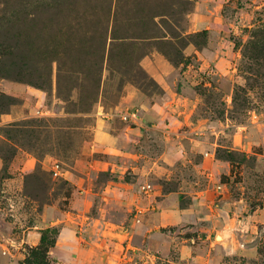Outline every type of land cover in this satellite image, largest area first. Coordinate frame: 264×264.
<instances>
[{
  "label": "rangeland",
  "instance_id": "rangeland-1",
  "mask_svg": "<svg viewBox=\"0 0 264 264\" xmlns=\"http://www.w3.org/2000/svg\"><path fill=\"white\" fill-rule=\"evenodd\" d=\"M40 237L48 264H264V0H0V264Z\"/></svg>",
  "mask_w": 264,
  "mask_h": 264
},
{
  "label": "crops",
  "instance_id": "crops-1",
  "mask_svg": "<svg viewBox=\"0 0 264 264\" xmlns=\"http://www.w3.org/2000/svg\"><path fill=\"white\" fill-rule=\"evenodd\" d=\"M111 142H112V139H109L106 141V143H109V144H111ZM104 147H106V145H104ZM122 154H124V156L128 157V160H130V157L131 158L137 157V153H122ZM126 157H123V160H126ZM105 163L107 164V162H105ZM95 166H98V164ZM129 166L131 168H134L132 163H130ZM134 172H135V170H134ZM112 184H113L112 189L116 190L113 193L119 197L120 201L123 202L124 204L129 203L130 196L127 198H125V197L128 196L129 194H131L132 188H133L132 183L129 181H126V180H124V181L119 180L118 182L111 180V182L107 185L106 189L109 190V188L111 187ZM85 191H86V195L88 193L89 194L94 193L93 190L90 188H88ZM124 198H125V201L123 200ZM27 231H28L27 235L30 233L36 234V232H34L33 229H28ZM36 236L37 235H35V236L33 235V238H35V240H34L35 242L37 241ZM151 236H152V234L149 235V237H151ZM70 237L71 236H68L67 234H65V232H63L60 239L57 240V242H56L55 252H57L58 254H61L63 252V250H66L69 247V245H71ZM24 242H26V243L28 242L27 236L26 237L24 236ZM89 264H93V263H89Z\"/></svg>",
  "mask_w": 264,
  "mask_h": 264
},
{
  "label": "trees",
  "instance_id": "trees-1",
  "mask_svg": "<svg viewBox=\"0 0 264 264\" xmlns=\"http://www.w3.org/2000/svg\"><path fill=\"white\" fill-rule=\"evenodd\" d=\"M44 246V238L40 237L39 244L35 247V249L31 250V256L33 260H27L25 263L32 264L35 262L36 264H48V261L46 259V253H47V247L45 246L44 252H42V248Z\"/></svg>",
  "mask_w": 264,
  "mask_h": 264
},
{
  "label": "built area",
  "instance_id": "built-area-1",
  "mask_svg": "<svg viewBox=\"0 0 264 264\" xmlns=\"http://www.w3.org/2000/svg\"><path fill=\"white\" fill-rule=\"evenodd\" d=\"M131 115L134 116V113L132 112ZM53 172L55 175L59 173L58 164H54Z\"/></svg>",
  "mask_w": 264,
  "mask_h": 264
}]
</instances>
